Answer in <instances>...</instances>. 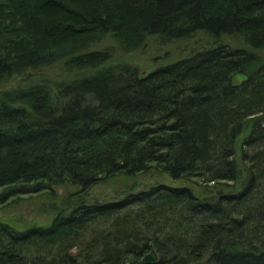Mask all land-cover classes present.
I'll list each match as a JSON object with an SVG mask.
<instances>
[{"label": "trees", "instance_id": "trees-1", "mask_svg": "<svg viewBox=\"0 0 264 264\" xmlns=\"http://www.w3.org/2000/svg\"><path fill=\"white\" fill-rule=\"evenodd\" d=\"M199 31L147 73L93 47ZM20 75L0 91V203L75 190L48 225L0 220V264H264V0H0V84ZM148 171L189 184L86 198Z\"/></svg>", "mask_w": 264, "mask_h": 264}, {"label": "rangeland", "instance_id": "rangeland-1", "mask_svg": "<svg viewBox=\"0 0 264 264\" xmlns=\"http://www.w3.org/2000/svg\"><path fill=\"white\" fill-rule=\"evenodd\" d=\"M155 36V37H154ZM232 45H241V39L223 38ZM210 42L206 35L199 31L189 39L175 40L173 42L162 43L156 35L147 37L144 44L132 51H122L116 41L107 36L101 42L93 45L96 48H102L107 45H113L112 62H129L137 66L142 73H147L154 67L167 63L169 61L178 60L192 50L207 45ZM65 75L62 67V61L56 62L51 66L34 70L30 76L32 79L46 77H61ZM27 75L14 77L10 81L0 84V91L17 84H23ZM157 181H164L168 184L179 185L189 184L182 180H174L173 178L160 174L155 171L139 173L136 175H120L103 181L95 185L87 194L88 200L95 199H113L121 193H125L130 189H141ZM192 183H190L191 185ZM197 191L200 188L195 185ZM75 190L71 185H56L55 194L51 195L48 190H40L31 193H21L11 196L7 201L0 203V220L6 221L18 229H23L32 224L48 225L56 213V208L63 205L67 195Z\"/></svg>", "mask_w": 264, "mask_h": 264}, {"label": "water", "instance_id": "water-1", "mask_svg": "<svg viewBox=\"0 0 264 264\" xmlns=\"http://www.w3.org/2000/svg\"><path fill=\"white\" fill-rule=\"evenodd\" d=\"M158 256L155 250H151L143 256V263H155L157 262ZM126 264H130L128 261Z\"/></svg>", "mask_w": 264, "mask_h": 264}]
</instances>
